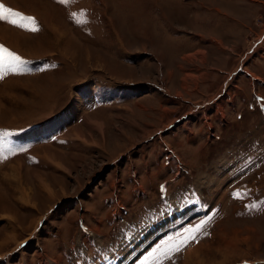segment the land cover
<instances>
[{
  "label": "rangeland",
  "instance_id": "1",
  "mask_svg": "<svg viewBox=\"0 0 264 264\" xmlns=\"http://www.w3.org/2000/svg\"><path fill=\"white\" fill-rule=\"evenodd\" d=\"M0 4V264H264V0Z\"/></svg>",
  "mask_w": 264,
  "mask_h": 264
},
{
  "label": "snow or ice",
  "instance_id": "2",
  "mask_svg": "<svg viewBox=\"0 0 264 264\" xmlns=\"http://www.w3.org/2000/svg\"><path fill=\"white\" fill-rule=\"evenodd\" d=\"M60 2L66 3L67 0H60ZM0 21H6L18 27H25L23 21H29L32 24L35 23L33 18L24 17L22 14L15 12L11 8L5 7L3 4H0ZM31 31H37V29L33 27L31 28ZM18 63H23L19 56H16L6 48L0 46V79L3 78L5 72L15 71V66ZM205 223H207V221ZM203 227L204 225L201 224L194 229L187 230L188 235L185 238L180 239L178 242H175L173 238H170V241H166L164 246L157 247L145 255L140 261V264H162L163 260L167 259L171 253L180 251L190 240H194L196 238L195 233H198Z\"/></svg>",
  "mask_w": 264,
  "mask_h": 264
},
{
  "label": "crops",
  "instance_id": "3",
  "mask_svg": "<svg viewBox=\"0 0 264 264\" xmlns=\"http://www.w3.org/2000/svg\"><path fill=\"white\" fill-rule=\"evenodd\" d=\"M45 19H46V18H45ZM207 43H208V42H207ZM202 44H206V43H205V42H204V43L202 42ZM190 55H192V54H190ZM195 55H197V54H193V56H195ZM202 58H204V60H205V57H202ZM128 70H129V69H128ZM14 72H16V71H12V72H9V73H14ZM126 72H129V71H126ZM28 73H30V71H29ZM9 77H12V76H9ZM9 77H8V78H9ZM229 80H230V79H229ZM216 101H217V100L214 99V100L210 101L209 104H210V103H215ZM206 105H207V104L203 105L202 107L205 108ZM200 108H201V107H200ZM179 123H180V122H178L177 125H178ZM173 127H174V126H173ZM123 134H126V133L123 132ZM173 153H174V152H173ZM63 165L66 166V168H68L67 165H65V164H63ZM68 169H69V168H68Z\"/></svg>",
  "mask_w": 264,
  "mask_h": 264
},
{
  "label": "bare ground",
  "instance_id": "4",
  "mask_svg": "<svg viewBox=\"0 0 264 264\" xmlns=\"http://www.w3.org/2000/svg\"><path fill=\"white\" fill-rule=\"evenodd\" d=\"M50 158V157H49ZM62 168H63V166L62 165H60Z\"/></svg>",
  "mask_w": 264,
  "mask_h": 264
}]
</instances>
